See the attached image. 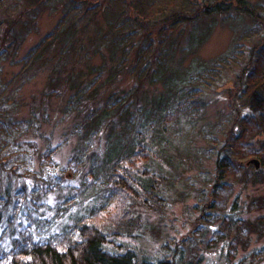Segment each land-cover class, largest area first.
Wrapping results in <instances>:
<instances>
[{
  "label": "trees",
  "instance_id": "trees-1",
  "mask_svg": "<svg viewBox=\"0 0 264 264\" xmlns=\"http://www.w3.org/2000/svg\"><path fill=\"white\" fill-rule=\"evenodd\" d=\"M68 1L76 6L75 1ZM237 1L235 6L220 1L206 7L200 0H123V11L133 7L135 14L118 26L122 33L113 32L107 20L104 30L93 23L95 33L91 34V26L82 23L86 12L73 20L62 17L16 61L21 63L22 72L13 78L50 65L49 92L43 90L35 100L39 103L66 91L69 98L63 115L77 118L60 143L49 142L40 152L38 173L46 185L39 191L46 197L69 176L80 177L82 188L62 196L63 204L56 205V213L48 212L53 213L51 217L37 225L41 231L11 227L6 232L9 244L1 235L0 264H264V213L248 216L264 211V197L241 202V195H235L227 206L231 179L244 186L264 182V139L258 138L264 133V44L250 50L249 63L237 75L240 86L235 90L237 99L231 103L235 115L229 118L228 127L226 122L213 121L206 125L210 137L202 149L196 141V136L205 132L199 126L207 108L208 84L241 49L235 42L217 58H200L198 48L209 30L201 29L198 22L230 12L261 20L262 6L259 11L248 0ZM5 2L0 0V24H7L15 33L19 19L12 17ZM93 3L87 6L85 2L77 9H94L95 13L105 11L107 4L109 8L108 0ZM110 9L103 15L112 17ZM188 24L189 30L185 29ZM24 34L20 31L16 35ZM190 54L194 56L183 64ZM97 55L101 57L98 64L94 61ZM54 74L58 76L53 78ZM124 76L130 77L133 85L115 89ZM158 84L161 88L157 91L147 88ZM102 89L107 95L99 98ZM137 92L133 102L132 94ZM5 96H0V121L9 127L25 124L26 130L41 127L48 114L38 117L34 111L45 106L30 105L31 112L19 120L14 111L4 118L10 100ZM73 133L80 136V144L66 163L56 164V152ZM221 133L225 136L220 137ZM100 136L103 147L96 153L93 145ZM24 143L37 151L35 141L27 138ZM190 158L205 166L197 174L203 187L195 188L197 201L187 208V221L192 220L193 212L199 213L194 218L196 225L179 240L165 241L155 253L145 251L138 246L145 221L141 210L163 216L176 200L188 197L186 188L194 181L192 176L185 177L180 167ZM252 158L259 159L262 166L248 163ZM3 159L1 156L0 172L14 173L13 168H3ZM53 163L57 173L50 170ZM33 189L23 185L16 192L0 194V212L1 204L10 203L12 198V205H18L11 216H19L20 204ZM88 198L93 203L79 211L77 206L88 203ZM217 218L221 228L215 226L213 236L206 239ZM56 220H64L60 229H56Z\"/></svg>",
  "mask_w": 264,
  "mask_h": 264
},
{
  "label": "rangeland",
  "instance_id": "rangeland-1",
  "mask_svg": "<svg viewBox=\"0 0 264 264\" xmlns=\"http://www.w3.org/2000/svg\"><path fill=\"white\" fill-rule=\"evenodd\" d=\"M73 1L76 2L75 7H73L72 2L68 0H44L40 3H34L33 0L28 2L6 0L5 2L6 6L4 7L7 9H12V17H16L19 20L16 25L17 29L15 33L12 31L11 27L7 26V24H0V44H2L0 46V96L6 95L5 97H9L10 99V106L8 105L9 111L6 110L9 115L5 114L4 118L10 116L12 111H14V117L16 119L19 120L24 118L28 115V113L31 112L30 105L32 107L37 104H41L46 107H41L34 111L38 117H41V114H48L46 119L41 123V127H39L38 130H35V128L32 127L26 130L25 124L9 127L7 126V123L0 121V157L2 156L6 158L3 159L1 164H4V169H14V173H12V171L9 172L6 170L3 173L0 172V194L16 192L18 188H21L23 185H26L27 187L34 186L35 189L31 191V194L28 193L26 200L22 201V204L19 203L20 207H22V212L17 217L11 216L14 212V209L18 205H12V201L14 203L12 198L10 203L1 204L2 213L0 212V236L3 235V237L7 239V244L10 242V236L6 234L9 228L12 227L16 230L18 228H30L32 231H41L37 225L42 226V221L45 222V220H48L51 217L53 213L49 215L48 212L54 211V214L56 213V205H59V203L63 204L61 202L64 199L62 196L67 194L69 191L73 190V192H75L79 188H82L80 177L69 176V179L64 181L63 185L59 189L50 192L46 197H43L41 191H39L41 185L44 187L46 185L38 173L40 152L45 150L46 145L49 144V142H51V144L60 143V140L69 131L68 129L72 127L77 118L74 114L67 117L63 115L62 109L68 104L69 98V95L66 91L61 94L59 93L58 96L44 99L39 103L35 100V98L38 99L40 97V92L43 90H45L44 92L46 93L49 92L47 88L51 84L50 80H52L50 79L52 78V75L50 76L49 71V68L51 67L50 65L49 68H33L31 72L25 74L23 77H19V75L16 78H13V75L16 72H22L21 63L18 64L16 61L19 62L20 58L24 56L28 50L39 41L38 38L44 36L47 32L52 30L62 17L69 16L70 19L73 20L80 18L79 16H82L84 12H86L87 14L82 20L83 24H86L90 27L94 23L93 27L97 25L100 26L102 30H104L106 27V21L108 20V22H111L113 25V32L118 31V33H122V27L119 28L118 26H120L121 23L126 22V19H131L130 16L135 14L133 7H128L129 12L126 11L127 13L123 11V0H108L109 8L107 4V6H105L107 7L105 11L108 12V10H111V6L114 12L110 18L109 15H103V12H106L102 9H98L95 13H93L94 9H77L78 7H81V5L84 7L85 2L87 3V6H89L91 5V2H94L93 4H95L97 1L99 4H101L103 0ZM200 1H202L206 7L209 4H217L220 1L231 4L232 6H235L238 2L237 0ZM248 1L253 6H256L259 11L260 6L264 8V0ZM128 6H130V4ZM192 6L194 8L193 4ZM0 9L2 10V8ZM262 15L263 16L260 18L261 20H252L251 18L247 17V15H240L238 13L230 12L221 15H211L207 19L204 18L198 22L201 29L208 28L209 30L206 33V40L198 48L197 54L200 58H217L223 53H226V51H228L235 42L241 46V49L239 51V56L236 55V59L230 60L229 63L227 62L224 64L221 67V73L217 76V78L208 84L207 95L205 97L207 100V108L204 110L205 117L199 126L200 129L204 128L205 132L201 131L196 136V141L198 142L197 148L202 149V144L206 143V139L210 137V128L209 125L206 128L207 124L216 120H220L224 123L226 122L225 126L228 127L227 123L229 118H234L235 110L233 109V105H231V103H234L233 101L237 99V93L235 90H238V86H240L237 75L240 73L241 68L249 63V57L251 54L250 50L264 44V11L262 12ZM30 23L34 26L33 29H31L30 26L32 25ZM93 27L91 26L89 29L91 34H93V32L95 33V29L94 31L92 30ZM190 27V24H188L185 26V29L189 30ZM19 30L24 32L26 35H16L20 32ZM12 34H14V37H12L13 39L11 38ZM132 37L136 39L137 36L132 35ZM10 43L12 44L10 45ZM14 55L16 56L14 57ZM193 56L194 54L187 56L183 64L187 65L188 61ZM100 59V55H97L94 59L95 63H100ZM57 76V74H54L53 78H56ZM122 78L123 79H121L117 86H115V89H119L121 87L129 88L133 85V81L130 77L124 76ZM148 87L150 91H157L159 88H161V85L158 84L157 87L147 86V88ZM103 91L104 89H102L101 93H99V98L100 96L104 98L107 95V91ZM138 94L139 92L132 94L135 95L131 97L133 102L137 100ZM87 103L90 104V100ZM238 105V102L234 104V106ZM24 129L26 131H24ZM224 136V133L220 134V137ZM79 137L80 136L77 134L69 135V140L67 143L63 144L55 154L54 160L56 164L58 163L62 165L67 162L72 150H74V147H76L81 142ZM27 138H30L32 141L36 142V152L32 150L28 143H24L26 142ZM258 138L264 139V133ZM103 139L104 138L100 136L95 140L93 149H95L94 151L96 153L102 151L100 149L103 147ZM201 157H203V155H201ZM253 165L255 166V164ZM261 166L262 164L260 163V167ZM204 167L199 166L198 162L196 161L195 163V161L191 158L190 160H185L184 166H181L180 168H184L183 175L185 177L186 175L192 176V180L194 182L189 184L188 188H186L188 189L186 190L188 197H186L184 200L178 201L175 198V206L173 205L172 207L166 209L165 215L162 216L160 214L141 210L145 221L144 226L140 230L142 239L138 246L142 247L145 251L149 250L150 252L155 253L161 244H163L168 239L175 238L179 240L182 235H185L194 229L196 225L194 218L199 213L193 212L194 217L192 220L187 221V216L190 215L189 209L187 208L197 201V193L195 188L197 189L203 187V181L197 177V174L201 172V168ZM208 168L211 172V165L209 162ZM55 169L56 165L53 163L50 166V170L53 173H57L58 170L56 169L55 171ZM230 184H232V195L229 194L228 190L226 195L229 194L231 197L228 200L227 206L230 204V201H232L235 195H241V202H248L253 197H264V182L258 185L244 186L243 182L231 179ZM176 186L181 187L179 184ZM71 187L74 189H71ZM18 193H20V191H18L17 194ZM223 198L227 197L223 196ZM87 201L89 202L79 204L77 206L79 211L93 203L92 199L88 198ZM52 208H54V210ZM261 213H264V211L257 210L253 211L252 214L247 215L255 217ZM11 220H14L15 222L13 223ZM55 222L57 223L56 229H60L61 225L64 224V220H62V223L61 221L59 222L57 220ZM218 225L221 228L222 223L220 224V218H217L215 222L210 225L208 228V234L205 237L206 239L211 237L214 232L213 228H215V226L217 227Z\"/></svg>",
  "mask_w": 264,
  "mask_h": 264
},
{
  "label": "water",
  "instance_id": "water-1",
  "mask_svg": "<svg viewBox=\"0 0 264 264\" xmlns=\"http://www.w3.org/2000/svg\"><path fill=\"white\" fill-rule=\"evenodd\" d=\"M248 163H253V164H255L256 168H259L261 162L257 158H252V159H250V161Z\"/></svg>",
  "mask_w": 264,
  "mask_h": 264
}]
</instances>
